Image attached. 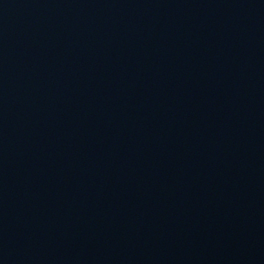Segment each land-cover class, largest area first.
Returning a JSON list of instances; mask_svg holds the SVG:
<instances>
[{
    "label": "water",
    "instance_id": "obj_1",
    "mask_svg": "<svg viewBox=\"0 0 264 264\" xmlns=\"http://www.w3.org/2000/svg\"><path fill=\"white\" fill-rule=\"evenodd\" d=\"M0 264H264V0H0Z\"/></svg>",
    "mask_w": 264,
    "mask_h": 264
}]
</instances>
